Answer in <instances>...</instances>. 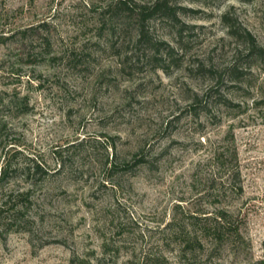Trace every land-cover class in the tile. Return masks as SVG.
Listing matches in <instances>:
<instances>
[{"label": "rangeland", "instance_id": "374dc122", "mask_svg": "<svg viewBox=\"0 0 264 264\" xmlns=\"http://www.w3.org/2000/svg\"><path fill=\"white\" fill-rule=\"evenodd\" d=\"M120 1L0 0V264H179L168 224L221 210L247 244L213 264L263 258L264 55L222 16L264 48V0H173L151 43Z\"/></svg>", "mask_w": 264, "mask_h": 264}, {"label": "trees", "instance_id": "16d2710c", "mask_svg": "<svg viewBox=\"0 0 264 264\" xmlns=\"http://www.w3.org/2000/svg\"><path fill=\"white\" fill-rule=\"evenodd\" d=\"M240 1L249 2L250 0ZM114 8L127 13L136 22L138 40H146L148 43H151L149 42L150 38L147 36L148 22L158 18L172 24H180L179 13L185 15L188 11L173 0H153L151 4H138L134 0H121L118 4H115ZM222 22L227 25L226 27L230 37L247 45V51L252 57H261L264 55V48H261L257 44L253 35L249 31L244 30L236 22H233L227 13L223 14ZM182 32L181 29L179 32L180 35ZM152 47H155L157 52L161 48L167 59H174L176 52L170 45L159 42L153 43ZM157 58L158 56L156 55L155 59L159 61ZM159 67L164 69V66L161 64H159ZM232 75L236 79H240L241 73L237 68H233ZM195 104H198V101ZM195 104L192 106L194 109L197 107ZM144 163L143 160L136 161V165H142ZM131 167L132 165L130 164L119 165L117 160L108 159L107 169L113 175L121 170H130L132 169ZM32 170L34 175L43 172L38 164H34ZM10 176L11 169H9V166L4 167L1 172L0 187L8 183ZM26 194L24 193L23 196H27ZM9 198L12 199L11 197ZM21 214L22 212L17 211L13 215V218L15 219L16 217L17 220ZM188 221L189 224L179 226L176 229H174L175 222L168 224L172 236H174L175 241L178 243L177 257L179 264H213V260L224 245L229 244L239 249L247 244L245 234L241 230L243 220H241L239 215L236 216L227 210H221L215 215L205 217L189 215ZM245 264H264V256L259 260Z\"/></svg>", "mask_w": 264, "mask_h": 264}]
</instances>
